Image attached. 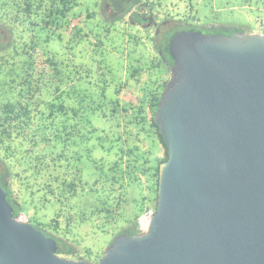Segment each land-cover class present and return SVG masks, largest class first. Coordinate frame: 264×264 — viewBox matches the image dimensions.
Masks as SVG:
<instances>
[{"label":"trees","instance_id":"obj_1","mask_svg":"<svg viewBox=\"0 0 264 264\" xmlns=\"http://www.w3.org/2000/svg\"><path fill=\"white\" fill-rule=\"evenodd\" d=\"M106 1L118 14L104 18L108 22L129 17V23L142 27L145 18H152L154 25L147 28L151 35L145 43L149 41L158 56L146 68L129 63L128 79L119 83L108 80L111 71L100 63L96 94L90 89L94 88L92 81L84 84L93 78L91 68L80 65L73 70L72 62L69 65L55 53L39 49L41 39L46 45L55 36L62 40L60 31L72 35V45L67 46L70 54L83 41V30L73 25L80 17L70 19L80 5L78 0H0V28L19 34L4 43L0 33V186L14 207L15 218L22 215L25 203L30 208L57 207L56 217L47 224L28 222L56 239L57 255L68 260L78 256L76 250L52 232L68 235L75 223L102 221L103 227H97L104 231L106 225H113L118 235L138 234L141 216L157 202L160 165L168 159L155 118L174 65L169 44L179 32L205 30L185 21L193 2L188 12L174 18L165 13L160 19L162 0ZM238 1L241 7L256 9L264 16V0ZM159 22L166 26L158 42L155 30ZM261 26L264 34V21ZM97 42L93 51L98 56L103 41ZM156 70L161 72L159 79L138 88L136 102L121 100L130 81L139 82L144 73ZM96 115L104 119L106 127L93 123L91 118ZM159 145L163 157L155 151ZM97 149L103 152L101 156H95ZM22 186L28 191L23 199L18 195ZM132 186H146L149 194L130 199ZM153 208L156 211V205ZM87 254L92 252L88 249Z\"/></svg>","mask_w":264,"mask_h":264},{"label":"water","instance_id":"obj_2","mask_svg":"<svg viewBox=\"0 0 264 264\" xmlns=\"http://www.w3.org/2000/svg\"><path fill=\"white\" fill-rule=\"evenodd\" d=\"M155 123L168 159L143 235L98 264H264V35L182 31ZM14 217L0 186V264H90Z\"/></svg>","mask_w":264,"mask_h":264},{"label":"rangeland","instance_id":"obj_3","mask_svg":"<svg viewBox=\"0 0 264 264\" xmlns=\"http://www.w3.org/2000/svg\"><path fill=\"white\" fill-rule=\"evenodd\" d=\"M110 1L112 2L114 0ZM155 1L157 0L151 2ZM78 2L80 5L70 14V19L74 16L80 17L73 21V25H79L83 30V41L79 45H76L74 51L70 54L67 50V46L72 45L70 43L72 35L69 31H60L59 34L62 35V40H59L55 36L50 44L46 45L43 39H41L39 49L41 51L55 53L60 58L66 60L69 65L70 62H72L70 66L73 67V70L75 66L80 65H86L87 68H91L93 78L85 80L84 84L88 85V83L92 81L91 86L94 88L90 87V89L94 93H96L95 88H97V79L99 78L97 70L100 63L108 67L111 71V76L108 77V80L111 79L119 83L127 81V72L130 70L128 68L130 65L129 63L134 62L146 68L150 65L151 61L156 59L158 56L157 50L149 41L145 43L151 35L150 30L147 28L153 27L149 26L147 20L142 24V27L129 23V17H126L124 20L108 22L104 19V14L108 20L113 16H118V14H114L109 7L104 11L107 3L106 0H78ZM161 2L163 5L160 8L161 11L158 12L160 16L162 15L160 19H164L165 13L174 18L177 15L188 12V6L193 2V9L190 8V15H186L187 18H185V21L191 26L205 28L208 32L206 35H219L220 32H224L225 35L231 36L236 32L244 34H261L262 32L261 24L264 21L263 14L256 9L250 11L241 7L238 0H162ZM88 15L92 17L88 18ZM174 20L178 21L179 18ZM2 30L3 29L0 28L4 43L18 38V33H16L17 35L14 33L10 34L8 31L6 32L5 29L3 30L4 32ZM85 35L88 36L84 37ZM100 40L103 41V46L97 56L93 51L94 44L98 43L97 41ZM19 46L21 47L23 45L20 44ZM160 75L161 72L156 70L148 74L144 73L139 78V82L130 81L129 88L121 94V100L136 102L137 96L140 95V87L143 85V88L151 86L152 82L157 81ZM83 76H86V74L83 73ZM1 77L3 79L5 75ZM113 87H110V94L113 92ZM138 88L140 89L138 90ZM91 119L97 127H106V122L99 116H92ZM147 145L149 144L147 143L146 147ZM155 151L156 153L160 152L159 156L163 157L164 151L160 145L155 147ZM102 154L103 152L100 149H97L95 152V156H101ZM11 182L14 186V178ZM13 189L15 191L14 187ZM27 193L26 187L22 186V190L18 192V195L23 199ZM129 193L130 199L140 198L141 194H149L146 186L144 188L132 186L129 189ZM19 201L22 202L23 200ZM155 205L156 202H153L151 207H155ZM39 208V206L30 208L27 203H25V205H22V215L20 217L23 221L28 222L29 220L32 222V225L47 224L56 217V206H49L46 209ZM101 222L102 221H96L95 223L85 222L77 225L75 223L72 225V231L68 235L64 234L63 231L58 235L55 232H52V234L63 240L69 247L76 250L78 256L71 259V261H84L95 264L112 245V242L119 233V230H114L112 227L113 225H106L105 229L107 231H104L102 228L103 222ZM98 225L102 227L98 228ZM65 226L66 222L62 224L63 228ZM88 249L92 252V255L87 254ZM64 259L68 258L65 257Z\"/></svg>","mask_w":264,"mask_h":264},{"label":"built area","instance_id":"obj_4","mask_svg":"<svg viewBox=\"0 0 264 264\" xmlns=\"http://www.w3.org/2000/svg\"><path fill=\"white\" fill-rule=\"evenodd\" d=\"M154 215L155 209L153 207L143 213L138 223L137 231L139 235L146 234L149 231ZM20 219L23 220L21 217Z\"/></svg>","mask_w":264,"mask_h":264},{"label":"flooded vegetation","instance_id":"obj_5","mask_svg":"<svg viewBox=\"0 0 264 264\" xmlns=\"http://www.w3.org/2000/svg\"><path fill=\"white\" fill-rule=\"evenodd\" d=\"M108 7H109V5L106 4V5H105V8H104V11H106V10L108 9ZM109 8H110V7H109ZM110 9H111V8H110ZM111 11H112V10H111ZM105 16H106V15H104V18L107 20V17H105ZM143 19H144V18H143ZM146 20H147L149 26H153V25H154L152 18H145L143 24L146 22ZM141 26H143V25H141ZM164 26H166V24H165L164 22H161V23H160V26L157 27V29L155 30V34H156V36H157L156 39L158 40V42H159V40H160V37L162 36V30H161V29H162ZM164 28H165V27H164ZM203 29H205V28H203ZM2 31H3V30H2ZM3 32H4V31H3ZM6 32H7V31H6ZM195 32H197V31H195ZM207 33H208L207 30H204L201 34L206 35ZM1 34H2V33H1ZM215 35H217V34H215ZM219 36H229V35H225L224 32H220Z\"/></svg>","mask_w":264,"mask_h":264}]
</instances>
